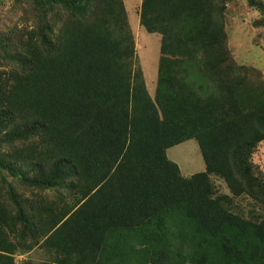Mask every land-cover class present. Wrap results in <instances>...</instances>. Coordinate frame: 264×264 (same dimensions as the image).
I'll list each match as a JSON object with an SVG mask.
<instances>
[{"label":"trees","instance_id":"1","mask_svg":"<svg viewBox=\"0 0 264 264\" xmlns=\"http://www.w3.org/2000/svg\"><path fill=\"white\" fill-rule=\"evenodd\" d=\"M13 1L0 264H264V70L228 31L240 3L264 29V0H143L161 35L155 95L124 0ZM190 139L206 170L187 177L168 150Z\"/></svg>","mask_w":264,"mask_h":264},{"label":"rangeland","instance_id":"2","mask_svg":"<svg viewBox=\"0 0 264 264\" xmlns=\"http://www.w3.org/2000/svg\"><path fill=\"white\" fill-rule=\"evenodd\" d=\"M124 1L137 40V61L144 69L150 93L155 95L161 56V35L149 33L141 25L140 6L143 0ZM240 4L242 5L233 14L234 22L228 27L230 47L240 62H247L264 70V49L259 46L264 44V35L260 36V32L264 33V29L255 28L252 24L259 15L255 11L248 10L244 3ZM13 5V0H0L1 19L6 21L10 17V8ZM168 155L171 160L179 164L182 173L187 177L206 170V163L196 139H190L170 148ZM256 161L264 169V144L256 155ZM216 182L223 192L227 190L224 182L219 179H216ZM32 256L34 260L40 257L37 251ZM24 258V256L17 257L18 261Z\"/></svg>","mask_w":264,"mask_h":264}]
</instances>
